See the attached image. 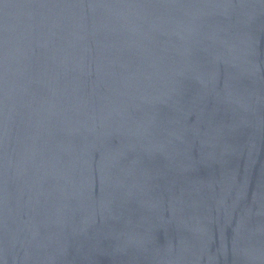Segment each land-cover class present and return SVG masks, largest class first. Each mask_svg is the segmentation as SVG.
<instances>
[{
    "label": "water",
    "instance_id": "95a60500",
    "mask_svg": "<svg viewBox=\"0 0 264 264\" xmlns=\"http://www.w3.org/2000/svg\"><path fill=\"white\" fill-rule=\"evenodd\" d=\"M0 264H264V0H0Z\"/></svg>",
    "mask_w": 264,
    "mask_h": 264
}]
</instances>
